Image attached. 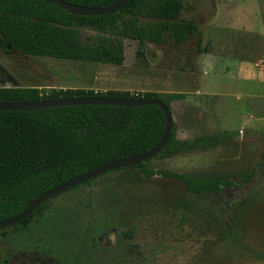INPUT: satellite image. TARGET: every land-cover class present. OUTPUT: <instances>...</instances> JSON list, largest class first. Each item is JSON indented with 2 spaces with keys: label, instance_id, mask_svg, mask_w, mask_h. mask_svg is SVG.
Listing matches in <instances>:
<instances>
[{
  "label": "rangeland",
  "instance_id": "1",
  "mask_svg": "<svg viewBox=\"0 0 264 264\" xmlns=\"http://www.w3.org/2000/svg\"><path fill=\"white\" fill-rule=\"evenodd\" d=\"M183 1L182 18L200 32L147 43L146 58L135 40L13 19L37 28V44L32 55L0 44V86L187 92L172 110L181 138L236 135L153 165L233 182L200 196L134 167L102 174L53 198L27 229L0 233V264H22L30 251L50 264H264V0ZM62 39L81 42L79 60L47 54Z\"/></svg>",
  "mask_w": 264,
  "mask_h": 264
},
{
  "label": "trees",
  "instance_id": "2",
  "mask_svg": "<svg viewBox=\"0 0 264 264\" xmlns=\"http://www.w3.org/2000/svg\"><path fill=\"white\" fill-rule=\"evenodd\" d=\"M66 1L87 7H106L119 0ZM184 9L183 0H129L114 13L89 16L71 13L46 0H0V44L4 49L26 55L35 52L37 28L13 20L22 19L69 29L89 28L107 36L135 40L140 45L138 55L146 58L144 46L147 43L160 45L173 41L179 44L190 34L200 32L195 21L182 18ZM81 53L82 44L77 39L52 41L47 52L52 58L67 60H79ZM87 95L136 99L155 97L164 101L171 111L172 102L182 96L156 91L133 93L128 90L0 86V101ZM165 126V113L156 104L63 105L30 111L0 110V220L18 214L43 192L91 168L149 150L161 139ZM235 133L225 130L181 139L178 137V124L173 120L163 149L154 158L133 167L147 178L159 176L178 181L188 192L200 196L218 195L223 186L233 181L219 173L156 168L153 162L215 148L231 141ZM252 177V171L239 174L244 182ZM95 178L83 184H89ZM52 199L42 203L21 222L0 228V233L27 229L36 217L46 212ZM132 234L133 229L126 232L128 237ZM8 261L10 257L6 259ZM22 264L50 263L42 252L30 251L25 254Z\"/></svg>",
  "mask_w": 264,
  "mask_h": 264
},
{
  "label": "water",
  "instance_id": "3",
  "mask_svg": "<svg viewBox=\"0 0 264 264\" xmlns=\"http://www.w3.org/2000/svg\"><path fill=\"white\" fill-rule=\"evenodd\" d=\"M53 3L71 13L78 15H107L114 13L121 9L128 3L129 0H119L118 2L106 6V7H87L75 3L68 2L66 0H46ZM147 104H156L161 107L165 113L166 126L161 139L156 145L149 150L120 159L108 161L100 164L90 170L81 173L71 179H68L55 187L48 189L33 200L29 201L26 208L16 215L0 220V228L10 227L14 224L21 222L23 219L33 213V211L42 203L52 199L56 195H59L68 189L81 185L87 180L98 177L102 174L122 169L125 167H133L139 163H144L149 159L154 158L167 143L173 124V113L167 106V104L155 97L136 99L134 97H112V96H100V95H87V96H72V97H59L50 99H39L33 101H0V110H36L45 107L63 106V105H122V106H143Z\"/></svg>",
  "mask_w": 264,
  "mask_h": 264
},
{
  "label": "crops",
  "instance_id": "4",
  "mask_svg": "<svg viewBox=\"0 0 264 264\" xmlns=\"http://www.w3.org/2000/svg\"><path fill=\"white\" fill-rule=\"evenodd\" d=\"M169 93H178V94H182V96L179 98V99H177V100H175V101H173L172 102V110H173V108L175 107V105L178 103H181V102H185V101H188L189 100V96L190 95H188V93L187 92H183V91H174V92H169ZM193 94H196V93H193ZM193 94H191V96H193ZM173 113V112H172ZM174 118V117H173ZM176 122H177V120H175ZM178 124V123H177ZM179 134H180V130H178V137L179 138H181L180 136H179ZM181 139H186V138H181Z\"/></svg>",
  "mask_w": 264,
  "mask_h": 264
}]
</instances>
